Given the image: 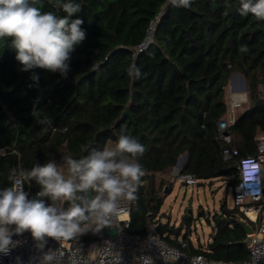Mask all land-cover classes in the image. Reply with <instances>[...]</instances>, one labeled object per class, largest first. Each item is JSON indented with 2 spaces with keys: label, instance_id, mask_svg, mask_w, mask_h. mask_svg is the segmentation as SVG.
Returning <instances> with one entry per match:
<instances>
[{
  "label": "trees",
  "instance_id": "trees-1",
  "mask_svg": "<svg viewBox=\"0 0 264 264\" xmlns=\"http://www.w3.org/2000/svg\"><path fill=\"white\" fill-rule=\"evenodd\" d=\"M61 2L40 0L38 7L62 17ZM75 2L86 39L72 53L66 78L40 68L20 71L8 38L0 40V189L11 186L13 164L31 168L64 156L79 159L108 140L115 143L122 129L146 146L139 160L145 175L130 201V233L145 234L159 215L163 198L154 175L183 153L180 173L199 180L229 176L234 188L235 160L255 152L254 136L264 132V21L240 16L239 0H193L189 7H174L170 0ZM152 23L150 43L137 51ZM241 45L248 51L241 52ZM33 72L38 82L30 78ZM233 72L247 80L249 104L227 128L238 154L226 161L216 122L226 113L225 88ZM34 108L51 125L37 123ZM17 126L22 131L16 139ZM27 189L34 195L39 186L33 181ZM235 213L223 201L220 213L205 215L213 224L208 251L191 243L186 251L227 262L246 259V234ZM182 221L188 227L192 216L187 212ZM181 227H171L174 239H163L178 245Z\"/></svg>",
  "mask_w": 264,
  "mask_h": 264
},
{
  "label": "clouds",
  "instance_id": "clouds-1",
  "mask_svg": "<svg viewBox=\"0 0 264 264\" xmlns=\"http://www.w3.org/2000/svg\"><path fill=\"white\" fill-rule=\"evenodd\" d=\"M192 2L170 0L174 7H189ZM39 4L40 0H0V40L8 38L20 71L40 68L66 78L72 53L86 39L84 20L77 15L81 5L63 0L59 6L66 15L61 17L42 12ZM237 11L264 21V0H239ZM239 50L247 52L248 47L241 45ZM30 78L39 80L35 72ZM32 115L41 125L52 123L39 109L34 108ZM145 152L146 146L122 129L114 145L82 158L64 156L62 163L50 159L10 170L11 186L0 189V254L10 255L22 243L13 237L28 232L41 253L38 264H51L52 250L44 251L49 239L68 241L90 229L110 227L122 203L135 199L145 175L139 162ZM33 181L39 186L34 195L23 187Z\"/></svg>",
  "mask_w": 264,
  "mask_h": 264
},
{
  "label": "built area",
  "instance_id": "built-area-1",
  "mask_svg": "<svg viewBox=\"0 0 264 264\" xmlns=\"http://www.w3.org/2000/svg\"><path fill=\"white\" fill-rule=\"evenodd\" d=\"M152 28L153 23L144 40L138 45L137 51L145 49L150 43ZM240 104V101L232 99L230 108ZM227 107L225 115L216 122V125L219 133L217 138L223 143L221 156L223 160L229 161L238 154V151L232 145L234 133L227 131L236 116H233V110ZM254 141L255 152L235 160L239 182L232 191L234 208L252 227L249 243L246 244L248 255L246 259L227 262L209 259L201 253H188L186 249L190 243L194 247L208 251L207 246L211 238L206 245L198 246L192 243L188 235L186 238L178 239V245H172L163 239L164 234L161 236L157 233L156 227L161 222L157 218L148 222L145 234L130 233L127 230L130 201H125L121 205L122 211L114 218L110 227H105L100 232L89 230L68 241L49 239L44 251L52 250L54 260L51 264H264V132L256 133ZM1 152L4 150L1 149ZM17 168L18 164H13L10 170ZM179 170L174 175L186 186L199 183V179L188 173H180ZM28 185L29 183L24 184L25 191H28ZM112 228L116 229L114 235L104 232ZM171 238L174 239L175 236ZM13 239H19L22 243L13 249L10 255L0 254V264H17V257L20 258V264H38L41 253L35 248L30 233L25 232L22 236H14Z\"/></svg>",
  "mask_w": 264,
  "mask_h": 264
},
{
  "label": "rangeland",
  "instance_id": "rangeland-1",
  "mask_svg": "<svg viewBox=\"0 0 264 264\" xmlns=\"http://www.w3.org/2000/svg\"><path fill=\"white\" fill-rule=\"evenodd\" d=\"M238 81H241V88L237 87V89ZM248 93L247 80L240 73L233 72L228 79L224 94V101L229 110L231 109L230 101L232 99L241 102L240 106L231 109L233 110V116H237L248 106ZM108 141L110 142V140ZM181 157L182 155L178 157L173 167L154 175L158 195L163 198V204L157 219L162 223L168 222V226L166 225L168 230L165 231L164 236H176L171 227L176 228L181 225L177 240L183 238L184 233H187L193 244L204 246L211 238L213 226L210 220L205 219V215L211 218L214 213H220V205L223 201L226 202L228 210L234 208L233 188L230 185L231 177L204 179L199 180L197 185L186 186L174 175L180 169L179 158ZM48 202L50 203V201ZM186 210L187 212L190 210L188 213L192 216V222L188 227L182 221V216L187 213ZM200 212H203L202 215H200Z\"/></svg>",
  "mask_w": 264,
  "mask_h": 264
},
{
  "label": "water",
  "instance_id": "water-1",
  "mask_svg": "<svg viewBox=\"0 0 264 264\" xmlns=\"http://www.w3.org/2000/svg\"><path fill=\"white\" fill-rule=\"evenodd\" d=\"M123 114H126L128 115L130 118L131 115H130V112L125 109ZM16 139L19 137L20 135V132L22 131V128L20 126H17L16 127ZM186 158V153H183L182 154V157L179 158V161L180 163ZM188 212H190V210H188ZM234 219L236 221V223L244 230L245 234H246V237L241 241V243L243 244H248L249 243V240H250V233L252 232V227L251 225L246 221V219L242 216H240L238 213H235L234 214ZM167 226L165 225V223H161L159 222L157 227H156V231L159 235H163L165 233V231L167 230ZM104 232L108 235H114L116 233V229L115 228H112V229H106L104 230Z\"/></svg>",
  "mask_w": 264,
  "mask_h": 264
},
{
  "label": "crops",
  "instance_id": "crops-1",
  "mask_svg": "<svg viewBox=\"0 0 264 264\" xmlns=\"http://www.w3.org/2000/svg\"><path fill=\"white\" fill-rule=\"evenodd\" d=\"M240 79V78H239ZM239 83H240V85H239ZM239 85V86H238ZM241 88V81H238L237 82V85H236V88ZM237 88V89H238ZM112 145H114V142L112 141V140H110V142L109 141H107L106 142V145L105 146H112ZM184 161V160H183ZM183 161L181 162V163H179V166L181 167V165H182V163H183ZM58 163H62V161L60 160V161H57Z\"/></svg>",
  "mask_w": 264,
  "mask_h": 264
}]
</instances>
